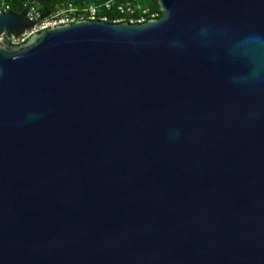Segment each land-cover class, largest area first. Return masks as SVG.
Segmentation results:
<instances>
[{
	"label": "water",
	"instance_id": "water-1",
	"mask_svg": "<svg viewBox=\"0 0 264 264\" xmlns=\"http://www.w3.org/2000/svg\"><path fill=\"white\" fill-rule=\"evenodd\" d=\"M158 3L0 12V264H264V0Z\"/></svg>",
	"mask_w": 264,
	"mask_h": 264
},
{
	"label": "trees",
	"instance_id": "trees-1",
	"mask_svg": "<svg viewBox=\"0 0 264 264\" xmlns=\"http://www.w3.org/2000/svg\"><path fill=\"white\" fill-rule=\"evenodd\" d=\"M108 1L110 0H0V11L16 15L32 13L33 23L49 18L60 11L68 12L75 21L89 20V13L81 10L98 6L100 7L96 9L94 20L104 19L103 21L110 24L123 22L139 24L138 20L141 19L143 21L140 23H145L151 19H158L162 15L158 0H114L109 3V7H105L103 4ZM120 5L125 8L123 12L118 10ZM127 7L130 10H126ZM70 9L73 11H69Z\"/></svg>",
	"mask_w": 264,
	"mask_h": 264
},
{
	"label": "built area",
	"instance_id": "built-area-1",
	"mask_svg": "<svg viewBox=\"0 0 264 264\" xmlns=\"http://www.w3.org/2000/svg\"><path fill=\"white\" fill-rule=\"evenodd\" d=\"M114 0H110L108 2H106L105 4H103L105 7H109V3L113 2ZM100 7V6H98ZM98 7H90V8H87V9H82L81 11L82 12H88L89 13V20H94V16H95V12H96V9ZM118 10L120 12H123L125 10V8L120 5L118 7ZM126 10H130L128 7L126 8ZM69 11H73V9H70ZM1 12V11H0ZM61 13H64L66 14L65 17H63L61 15ZM31 21L33 20V15L32 13H29L26 15ZM104 20V19H103ZM102 20V21H103ZM75 21V18L74 17H71L68 12L66 11H60L58 13H56L55 15L49 17V18H46V19H43V20H40L36 23L38 24H33V27L31 28V32H27V31H24V33L22 34V36H25L27 33H37V32H40L42 30H45L49 27H55V26H59V25H62V24H67V23H73ZM141 21H143V19L141 20H138V23H140ZM132 22V21H130ZM19 39V38H17ZM23 40V39H22ZM27 40V39H26ZM13 41H11V44L13 45H17V44H14V42L12 43ZM25 42V41H24ZM23 43V42H22Z\"/></svg>",
	"mask_w": 264,
	"mask_h": 264
},
{
	"label": "rangeland",
	"instance_id": "rangeland-1",
	"mask_svg": "<svg viewBox=\"0 0 264 264\" xmlns=\"http://www.w3.org/2000/svg\"><path fill=\"white\" fill-rule=\"evenodd\" d=\"M61 15L63 16V17H65L66 16V14H64V13H61ZM33 24H38V23H33ZM27 32H31V29L30 30H28ZM32 35V33H27L25 36H20V38L19 39H17V38H11V41H13L14 42V44H17V43H22V42H24L26 39H28L30 36ZM23 39V40H22ZM1 42H2V38H0V44H1ZM12 42V43H13Z\"/></svg>",
	"mask_w": 264,
	"mask_h": 264
},
{
	"label": "flooded vegetation",
	"instance_id": "flooded-vegetation-1",
	"mask_svg": "<svg viewBox=\"0 0 264 264\" xmlns=\"http://www.w3.org/2000/svg\"><path fill=\"white\" fill-rule=\"evenodd\" d=\"M23 33H24V32H22V33H11V34H9L10 42H11V38H12V39H13V38H20V36H22ZM0 38H2V42H1V44L4 43V37H3V36H0Z\"/></svg>",
	"mask_w": 264,
	"mask_h": 264
}]
</instances>
